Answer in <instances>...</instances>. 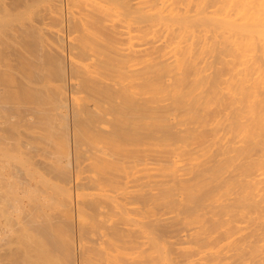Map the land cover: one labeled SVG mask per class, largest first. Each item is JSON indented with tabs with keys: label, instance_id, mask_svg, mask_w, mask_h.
Returning a JSON list of instances; mask_svg holds the SVG:
<instances>
[{
	"label": "bare ground",
	"instance_id": "obj_1",
	"mask_svg": "<svg viewBox=\"0 0 264 264\" xmlns=\"http://www.w3.org/2000/svg\"><path fill=\"white\" fill-rule=\"evenodd\" d=\"M1 218L0 264H264V0H0Z\"/></svg>",
	"mask_w": 264,
	"mask_h": 264
},
{
	"label": "rangeland",
	"instance_id": "obj_2",
	"mask_svg": "<svg viewBox=\"0 0 264 264\" xmlns=\"http://www.w3.org/2000/svg\"><path fill=\"white\" fill-rule=\"evenodd\" d=\"M4 189H5V188H4ZM49 211H50V210H49ZM0 222L2 223V222H4V220L1 218V219H0Z\"/></svg>",
	"mask_w": 264,
	"mask_h": 264
}]
</instances>
